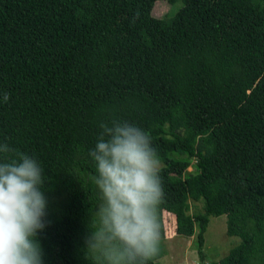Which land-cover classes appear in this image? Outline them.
<instances>
[{
	"label": "trees",
	"instance_id": "trees-1",
	"mask_svg": "<svg viewBox=\"0 0 264 264\" xmlns=\"http://www.w3.org/2000/svg\"><path fill=\"white\" fill-rule=\"evenodd\" d=\"M156 1L179 6L155 18ZM112 120L149 133L161 164L148 264L163 212L177 236L196 230L203 264H264V0H0V142L44 170L43 264H94L89 151ZM217 216L238 243L205 262Z\"/></svg>",
	"mask_w": 264,
	"mask_h": 264
},
{
	"label": "clouds",
	"instance_id": "clouds-1",
	"mask_svg": "<svg viewBox=\"0 0 264 264\" xmlns=\"http://www.w3.org/2000/svg\"><path fill=\"white\" fill-rule=\"evenodd\" d=\"M4 101L9 99L4 95ZM89 156L100 194L86 240L94 264H148L159 252L160 162L149 133L135 124L101 122ZM46 177L37 160L0 142V264H43Z\"/></svg>",
	"mask_w": 264,
	"mask_h": 264
},
{
	"label": "rangeland",
	"instance_id": "rangeland-1",
	"mask_svg": "<svg viewBox=\"0 0 264 264\" xmlns=\"http://www.w3.org/2000/svg\"><path fill=\"white\" fill-rule=\"evenodd\" d=\"M179 6L170 5L165 1H156L151 9V15L155 18H167L172 16ZM161 166V164H160ZM196 172L195 159L189 160V166L185 170V176ZM188 215L194 214L201 208L200 202H189ZM162 222L164 227V239L161 241L163 255L158 260L159 264H203L199 261L195 248V233L188 238L175 234L173 215L163 212ZM196 229V228H195ZM238 243V238L225 235V217H210L204 233L202 254L205 262L216 261L224 257L228 251Z\"/></svg>",
	"mask_w": 264,
	"mask_h": 264
}]
</instances>
